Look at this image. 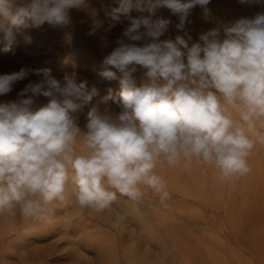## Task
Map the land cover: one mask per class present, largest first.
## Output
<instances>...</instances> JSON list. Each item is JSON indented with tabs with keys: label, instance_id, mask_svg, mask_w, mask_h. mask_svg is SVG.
<instances>
[{
	"label": "clouds",
	"instance_id": "1",
	"mask_svg": "<svg viewBox=\"0 0 264 264\" xmlns=\"http://www.w3.org/2000/svg\"><path fill=\"white\" fill-rule=\"evenodd\" d=\"M113 2L118 7L97 9L89 0H0L4 52L21 29L68 28L72 9L87 13L89 34L101 27V11L123 24L98 72L119 82L115 94L101 97L87 80H60L48 68L0 74V96L30 75L39 78L0 102V217L12 227L17 218L25 227L52 223L58 209L72 205L103 213L118 196L140 203L144 189L164 204L171 195L157 169L165 166L188 170L195 163L232 183L251 173L249 159L264 146V12L209 29L190 44L191 36L162 39L170 20L157 11L168 9L183 29L196 6L208 18L211 0ZM40 97L46 102L37 106ZM109 100L118 110L101 109Z\"/></svg>",
	"mask_w": 264,
	"mask_h": 264
},
{
	"label": "rangeland",
	"instance_id": "2",
	"mask_svg": "<svg viewBox=\"0 0 264 264\" xmlns=\"http://www.w3.org/2000/svg\"><path fill=\"white\" fill-rule=\"evenodd\" d=\"M207 8V19L201 7L193 8L179 31L174 27L180 22L177 16L157 11V16L170 20L162 39L180 35L191 36L190 44L197 42L209 29L264 12V0H211ZM100 16L102 25L94 34H89L87 13L78 9L70 10L68 28L21 29L10 52H4L0 42V74L24 66L48 68L60 80L65 76L87 80L100 90L101 97L109 89L115 94L120 87L117 80L94 81L85 73L64 69L79 53L95 54L94 46L110 51L117 46V39L108 38L121 37L123 24L104 13ZM78 34L85 38H76ZM105 56L106 51L97 56L98 61ZM38 79L30 75L11 93L0 96V102L15 100L25 84ZM135 80L137 86L142 83V71H137ZM45 102L40 97L37 106ZM104 108L118 110L111 100L101 104ZM86 112L87 108L80 113L81 127ZM249 164L250 176L227 184L211 169L204 174L195 163L188 170L158 168L171 195L164 204L151 189H144L140 203L118 196L111 209L99 214L72 205L58 209L48 224L25 227L17 218L12 227V221L0 217V264H264V146L257 145Z\"/></svg>",
	"mask_w": 264,
	"mask_h": 264
},
{
	"label": "bare ground",
	"instance_id": "3",
	"mask_svg": "<svg viewBox=\"0 0 264 264\" xmlns=\"http://www.w3.org/2000/svg\"><path fill=\"white\" fill-rule=\"evenodd\" d=\"M91 3L93 5H96L97 6V9H100L101 6H102V4L109 5L111 7H118V4L114 3L113 0H91ZM158 12H160L162 14H167L169 12V10L166 9V8H161V9L158 10ZM101 13H104V12L101 11ZM132 15L133 16H138V13L135 10H133ZM100 19H101V16H100ZM101 21H102V19H101ZM174 27H175V30L177 31L178 30L177 25H175ZM73 38H75V36ZM76 38L84 39L85 36L82 35V34H78V36ZM116 39H117L116 36H111L110 38H108V40H111V41L112 40H116ZM109 49L108 48L106 49V48L99 47V45L94 46V53L95 54L92 55V54H89L87 52H85V53L84 52L79 53L78 56H77V58L75 60L71 61V62H68L66 64V66L64 67V69H66L68 71L70 70V71H76V72L85 73V74L88 75L89 78H92L94 81H98L100 79H103L101 76L98 75V72H99V70L101 68V62L98 61V57L97 56L98 55H101L104 51H106V55H108L111 52ZM96 54H97V56H95ZM86 59L90 60V63H88L87 65H85L87 63V62H85ZM91 75H92V77H91ZM252 167H254V166L252 165ZM140 224L143 225L142 222H140ZM38 254H39V252H38Z\"/></svg>",
	"mask_w": 264,
	"mask_h": 264
}]
</instances>
